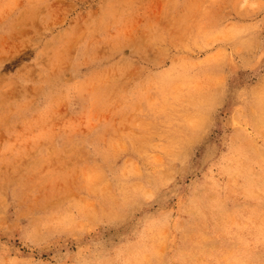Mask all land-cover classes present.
Listing matches in <instances>:
<instances>
[{"label": "rangeland", "instance_id": "obj_1", "mask_svg": "<svg viewBox=\"0 0 264 264\" xmlns=\"http://www.w3.org/2000/svg\"><path fill=\"white\" fill-rule=\"evenodd\" d=\"M0 264H264V0H0Z\"/></svg>", "mask_w": 264, "mask_h": 264}, {"label": "bare ground", "instance_id": "obj_2", "mask_svg": "<svg viewBox=\"0 0 264 264\" xmlns=\"http://www.w3.org/2000/svg\"><path fill=\"white\" fill-rule=\"evenodd\" d=\"M239 154V153H238ZM233 166V165H232Z\"/></svg>", "mask_w": 264, "mask_h": 264}]
</instances>
